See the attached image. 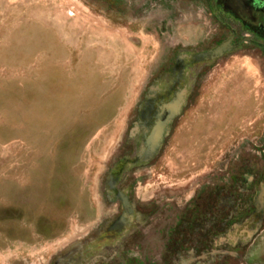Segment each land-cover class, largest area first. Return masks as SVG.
I'll return each mask as SVG.
<instances>
[{
    "label": "rangeland",
    "instance_id": "obj_1",
    "mask_svg": "<svg viewBox=\"0 0 264 264\" xmlns=\"http://www.w3.org/2000/svg\"><path fill=\"white\" fill-rule=\"evenodd\" d=\"M0 264H264V0H0Z\"/></svg>",
    "mask_w": 264,
    "mask_h": 264
},
{
    "label": "flooded vegetation",
    "instance_id": "obj_2",
    "mask_svg": "<svg viewBox=\"0 0 264 264\" xmlns=\"http://www.w3.org/2000/svg\"><path fill=\"white\" fill-rule=\"evenodd\" d=\"M190 70L191 69L184 70L181 67H176V69L172 71L169 77L170 79H168L169 81H167V83H164V86H158L159 92L167 91V94H169L173 91L174 97L171 101H165L160 105V114L158 116V119H156L153 124L152 131H150L151 135L149 147H151L153 151L156 150L158 145L157 143H159V141L163 139V132L165 131L167 124H169V120L175 119V117L177 116L176 113L181 108L185 97L189 95L188 90L194 80V71L192 72ZM154 83L155 82H153V85H155ZM159 84H161V82L157 83L156 85ZM161 94L158 95L161 96Z\"/></svg>",
    "mask_w": 264,
    "mask_h": 264
},
{
    "label": "water",
    "instance_id": "obj_3",
    "mask_svg": "<svg viewBox=\"0 0 264 264\" xmlns=\"http://www.w3.org/2000/svg\"><path fill=\"white\" fill-rule=\"evenodd\" d=\"M226 49H227V46L220 47L219 49H217L216 51L212 53V56L215 58L220 57L224 53V51H226Z\"/></svg>",
    "mask_w": 264,
    "mask_h": 264
}]
</instances>
